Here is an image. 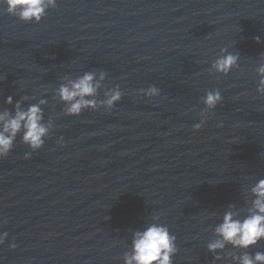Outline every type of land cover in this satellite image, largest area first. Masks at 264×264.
Wrapping results in <instances>:
<instances>
[{
	"label": "water",
	"instance_id": "obj_1",
	"mask_svg": "<svg viewBox=\"0 0 264 264\" xmlns=\"http://www.w3.org/2000/svg\"><path fill=\"white\" fill-rule=\"evenodd\" d=\"M225 47L239 66L209 72ZM259 63L264 0H57L40 23L0 13V112L43 99L52 124L43 148L21 133L0 159V264H124L155 214L177 237L174 264H235L242 249L216 261L207 244L229 205L247 213L264 179ZM85 72L106 73L98 107L68 116L56 89ZM151 85L160 95H141ZM117 86L122 99L99 107ZM215 89L222 103L194 130Z\"/></svg>",
	"mask_w": 264,
	"mask_h": 264
},
{
	"label": "clouds",
	"instance_id": "obj_2",
	"mask_svg": "<svg viewBox=\"0 0 264 264\" xmlns=\"http://www.w3.org/2000/svg\"><path fill=\"white\" fill-rule=\"evenodd\" d=\"M57 7V0H0V13L17 17L25 23H40L50 8ZM256 41L260 42L257 36ZM240 55L232 53L227 47L220 50V54L212 62L209 72L229 75L234 68L239 66ZM255 72L259 79L257 81V92L264 96V63H259ZM106 73L101 72L99 79L95 72H85L84 75L75 80H69L56 89V95L65 102V113L68 116H79L85 108L96 109L97 102L94 99L101 82ZM3 79V78H2ZM141 95L149 98L160 95V90L151 85L147 89L140 90ZM106 99L100 102L99 107L111 110L116 103L122 99L119 86L106 93ZM27 99V98H25ZM205 106L200 113V122L194 125V130H200L209 119V114L222 103L223 96L219 89L207 90L201 98ZM6 103L12 104L13 97L8 96ZM47 101L41 99L38 104H31L26 110L20 102H16V111L13 115L5 110L0 112V159L6 158L14 149L16 138L22 133V141L35 152L44 147L46 137L52 124L44 123V112L41 105ZM64 138L60 137L58 143L63 144ZM31 153H25V158H30ZM254 199L247 213L241 217L237 211H233V205L223 214L221 223L215 226L214 232L217 239L207 244L209 252L214 254L216 261L224 259L223 250L231 245L235 249L243 251L232 255L235 264H264V252L257 251L252 254L248 249L255 247L264 241V179L258 180L251 188ZM153 223L144 230L133 234L130 251L123 254L124 264H174L173 257L178 253L177 237L171 233L170 228L159 223L160 214H155ZM7 221H4L6 223ZM2 227V224H0ZM8 232L0 233V245L8 238ZM12 249L17 247L16 243L10 245Z\"/></svg>",
	"mask_w": 264,
	"mask_h": 264
}]
</instances>
